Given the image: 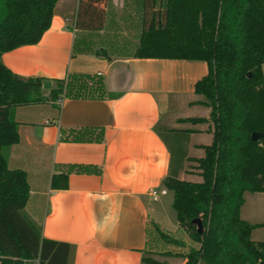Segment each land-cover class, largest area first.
I'll return each mask as SVG.
<instances>
[{
  "label": "trees",
  "instance_id": "obj_1",
  "mask_svg": "<svg viewBox=\"0 0 264 264\" xmlns=\"http://www.w3.org/2000/svg\"><path fill=\"white\" fill-rule=\"evenodd\" d=\"M60 0H0V256L34 258L41 264H67L70 244L42 237L40 227L25 212L30 195L26 171L7 163L10 147L19 142L13 110L65 97L103 98L100 75L69 74L67 82L44 94L43 77L23 78L1 61V55L23 45L37 44L48 31ZM125 0L123 23L137 42L77 39L74 53L132 56L149 59L204 61L207 75L194 86V102L210 109L212 141L199 145L204 156L192 158L202 182L179 177L188 160L190 134L195 129H164L159 135L170 154L164 185L173 192L172 207L179 228L195 245L156 227L168 244L188 248L186 254L146 252L145 264H170L159 257L182 258L184 264H259L264 262V240L251 237L260 225L241 217L245 192H264V0ZM107 0H79L72 26L99 32L106 24ZM90 130H78L74 141L93 140ZM98 135L102 138L101 134ZM99 138V139H101ZM191 160V159H190ZM53 175L52 187L67 188L69 173H101L97 167L65 166ZM204 226L200 235L193 219Z\"/></svg>",
  "mask_w": 264,
  "mask_h": 264
},
{
  "label": "crops",
  "instance_id": "obj_2",
  "mask_svg": "<svg viewBox=\"0 0 264 264\" xmlns=\"http://www.w3.org/2000/svg\"><path fill=\"white\" fill-rule=\"evenodd\" d=\"M113 1L107 0L105 28L95 32L72 26L79 0H60L37 44L1 55L2 63L14 73L43 77L51 82L50 89L69 74L101 73L103 98L65 97L62 105L48 101L13 110L19 142L8 151V166L27 173L30 195L25 212L40 227L42 237L70 244L67 264H145L146 252L186 254L184 247L176 250L156 230L189 244L179 225L168 228L163 204L156 206L169 192L170 205L174 199L164 185L171 154L159 131L195 129L190 134L189 158L179 174L191 182L203 180L192 158L203 157L199 145L212 141L210 122H184L190 117L210 118L209 108L194 103L199 99L195 83L210 71L206 62L74 53L77 39L100 40L99 45L105 46L111 39L109 25L126 29L125 0L119 10L115 4L116 17L110 14ZM115 37L137 42L130 34ZM50 89L43 88L46 96ZM78 130L92 131L93 140H72ZM69 165L97 167L101 173L73 171L67 188H53V175ZM153 188L167 193L155 201ZM252 194L256 215L241 210V217L264 226V192ZM169 258L185 263L182 258Z\"/></svg>",
  "mask_w": 264,
  "mask_h": 264
},
{
  "label": "rangeland",
  "instance_id": "obj_3",
  "mask_svg": "<svg viewBox=\"0 0 264 264\" xmlns=\"http://www.w3.org/2000/svg\"><path fill=\"white\" fill-rule=\"evenodd\" d=\"M113 2H114V5H113V3H111V5H113V7L110 10V12H111L110 14H112V16H115V14H116V12H115L116 5H117V9L118 10L121 9L124 0H118L117 3H115V1H113ZM166 3H167V0H157V5L156 6L159 8L161 6H165ZM107 30L110 31V33H109V36L111 35L110 36V38H111L110 40H115L117 38L115 36H117V35H119L120 37H125V35L130 34L129 31L127 29L122 28L121 25H119L117 27L109 25ZM254 195L255 194H252V193L251 194H249V193L246 194V196H245L246 198L245 199H246L247 202L241 207V210L243 211V214H249V215H252V216L256 215V213H255L256 212V205H255V203L252 202V199H254V197H255ZM171 196H172V194H171V192H169V195L164 196L160 201H157V203H156V206L161 205V203L163 204L164 212H166L165 215L167 216V220H168V226H170L168 228H171L172 226L173 227H177V225H178V219H177L176 211L174 210L172 205L169 204V200L171 199ZM163 199L166 202L163 203ZM254 220H257V219H254ZM185 234H186V239L189 241V244L197 246V244H195V243H193L191 241V239L188 237L187 233H185ZM251 237L254 240H264V226L255 227L252 230ZM174 247H175L176 250H178V246L175 245ZM185 250L187 251L188 248H185ZM160 258L166 260L167 262H169L171 264H179L178 262H176L178 260H174V259H171V258H164L163 256L160 257Z\"/></svg>",
  "mask_w": 264,
  "mask_h": 264
},
{
  "label": "built area",
  "instance_id": "obj_4",
  "mask_svg": "<svg viewBox=\"0 0 264 264\" xmlns=\"http://www.w3.org/2000/svg\"><path fill=\"white\" fill-rule=\"evenodd\" d=\"M98 75H101V73H98ZM65 82H67V77H65ZM64 99H65V94H62L57 102L59 105H62L64 103ZM167 190L165 189H157V188H153L151 190V196L152 198L156 201L159 199L160 195L162 194H166ZM41 259L40 256L38 257H34V258H15V257H6V256H0V264H41Z\"/></svg>",
  "mask_w": 264,
  "mask_h": 264
},
{
  "label": "water",
  "instance_id": "obj_5",
  "mask_svg": "<svg viewBox=\"0 0 264 264\" xmlns=\"http://www.w3.org/2000/svg\"><path fill=\"white\" fill-rule=\"evenodd\" d=\"M50 87H51V82L50 81H45L44 83H43V88L44 89H50ZM262 136H264V133H261V132H254L253 134H252V139L253 140H258L260 137H262ZM191 223L192 224H195V225H197V229H198V233L200 234V235H202L205 231H204V226H203V224H202V221L199 219V218H197V219H193L192 221H191ZM259 264H264V262H260Z\"/></svg>",
  "mask_w": 264,
  "mask_h": 264
}]
</instances>
